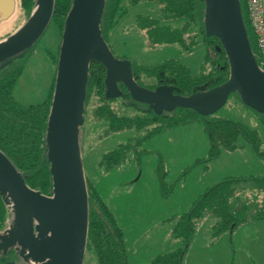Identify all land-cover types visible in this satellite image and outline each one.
Segmentation results:
<instances>
[{"label": "rangeland", "instance_id": "rangeland-1", "mask_svg": "<svg viewBox=\"0 0 264 264\" xmlns=\"http://www.w3.org/2000/svg\"><path fill=\"white\" fill-rule=\"evenodd\" d=\"M18 1L13 14L0 22V39L21 26L27 17ZM126 19H121L106 37L116 56L128 57L134 64H157L175 58L189 65L193 74L212 67L206 56V41L202 40L192 51L184 50L178 43L152 45L136 27L126 25ZM61 38V28L50 21L27 51L24 68L13 88V94L22 103H39L52 95ZM141 78L145 82L156 80L146 73ZM97 100L93 91L86 122L81 127L84 172L90 189L92 184L107 201L122 228L130 264H154L161 254L172 252L180 258L173 261L176 264H264V216L240 224L232 235L221 234L217 233L218 228L213 231L209 225L214 218L210 214L201 217V204L197 205L206 186L226 178L264 175V159L247 142L243 150L239 149L241 152L222 150L211 160H204L209 158L211 149L208 119L228 118L245 127L259 126L264 149V127L257 110L237 93H231L214 113L206 116L198 113L190 120L186 117L191 114L176 108L156 121L155 126L162 124V129L150 137H146L144 130L136 149L130 150L123 144L119 161L109 163L103 162L104 152L118 149L127 133L123 129L100 138V133L106 130L105 125L99 128L92 113ZM122 101L116 99L113 105L121 114L134 115L131 109H124ZM153 125L148 129L155 128ZM195 206L196 212L189 215ZM223 218L216 214L222 225ZM13 219L12 210L5 227ZM27 261L41 264L31 258ZM84 263L98 264V260L89 254Z\"/></svg>", "mask_w": 264, "mask_h": 264}, {"label": "water", "instance_id": "water-1", "mask_svg": "<svg viewBox=\"0 0 264 264\" xmlns=\"http://www.w3.org/2000/svg\"><path fill=\"white\" fill-rule=\"evenodd\" d=\"M205 29L220 39L230 65L229 77L214 86L208 82L189 94L160 83L154 88L137 81L133 61L114 54L103 34L101 21L106 0H73L60 44L57 75L50 108L47 143L53 175V193L31 187L22 171L0 149V192L14 219L0 231V249L14 246L27 259L41 264H84L89 229V191L80 145L85 101L92 60L107 69V97L123 94L122 82L132 97L157 113L190 107L202 115L222 107L231 93L264 112V69L249 37L241 0H204ZM55 0H36L21 26L0 39V63L26 54L50 23ZM17 0H0V22L8 19ZM7 218V219H8Z\"/></svg>", "mask_w": 264, "mask_h": 264}, {"label": "trees", "instance_id": "trees-1", "mask_svg": "<svg viewBox=\"0 0 264 264\" xmlns=\"http://www.w3.org/2000/svg\"><path fill=\"white\" fill-rule=\"evenodd\" d=\"M19 1L22 9L27 13L26 16L29 17L35 7L36 0ZM241 2L251 44L254 51L257 52L245 0H241ZM72 3L73 0H55L51 21L61 28V36ZM205 12L206 2L204 0H106L101 27L106 38L109 31L116 27L121 19L127 17L126 25L136 27L152 45L178 43L184 50L192 51L202 40L206 41V56L212 62V67L199 74H193L189 65L175 58H168L157 64H134L133 62L134 76L139 83L148 87H155L160 83H170L177 86V91L189 94L199 90L205 82H208V87H211L225 81L230 75L227 53L223 47L222 49L217 47V44L222 46L220 39L206 33ZM195 28L198 29L197 33ZM26 54H17L11 57L10 62L5 65L0 63V149L22 171L26 182L31 187L45 194H52L53 175L51 162L47 155V126L53 93L42 102L30 104L22 103L13 94L14 85L25 65ZM142 73H146L147 76L156 80L145 82L141 78ZM106 75V66L98 60H92L85 101V121L82 126L85 125L89 102L93 91H95L98 100L92 113L99 128H104L105 125L106 130L100 133L101 139L108 132H118L134 127L145 128L150 124L155 126L161 115L165 116L170 113L165 111L162 114H157L148 103L132 97L122 82L120 85L124 90L123 94L107 97L105 94ZM119 98L123 100L124 109H131L135 112L134 115L121 114L116 109L113 102ZM178 108L191 114L186 117L189 120L199 113L190 107ZM259 114L261 126L264 127V112H259ZM182 116L185 117V115ZM206 127L211 140V149L209 158L204 160L212 159L224 149L245 146V142L250 143L256 153L264 159V149L261 148L263 140L259 126L245 127L228 118H217L208 119ZM162 128V124L156 125L155 128L151 127L146 137ZM123 143L124 141L118 143V149L104 152L103 162H118L120 150L124 147ZM88 191L89 229L84 260L89 254H93L97 257L98 264H130L123 231L112 209L92 184L91 189L88 186ZM200 204L201 217L210 214V217L214 218L209 222L213 231L218 228L217 233L232 235L240 224L264 216V175L240 176L218 181L207 187L201 194V200L197 201V205ZM196 206L188 213L189 215L196 212ZM207 207H210V210ZM224 208L226 210L222 215ZM8 213L9 207L6 198L0 192V228L6 226ZM216 214L221 219L222 216H225L223 225L216 219ZM176 256L175 252L161 254L154 264L158 262L159 264H176L173 261L180 259ZM0 264L27 263L12 246L8 250L0 249Z\"/></svg>", "mask_w": 264, "mask_h": 264}, {"label": "built area", "instance_id": "built-area-1", "mask_svg": "<svg viewBox=\"0 0 264 264\" xmlns=\"http://www.w3.org/2000/svg\"><path fill=\"white\" fill-rule=\"evenodd\" d=\"M246 12L257 46V59L264 69V0H245Z\"/></svg>", "mask_w": 264, "mask_h": 264}, {"label": "flooded vegetation", "instance_id": "flooded-vegetation-1", "mask_svg": "<svg viewBox=\"0 0 264 264\" xmlns=\"http://www.w3.org/2000/svg\"><path fill=\"white\" fill-rule=\"evenodd\" d=\"M151 88H154V87H151ZM147 129H148V127H145V128H138V127L125 128L124 132L127 133V136L125 138H127V139L124 141L123 144L129 146L130 150L136 149L138 147V145H140L141 133L144 132V130H145L144 134L148 135V133L150 132V130L149 129L147 130ZM131 131H132V133L130 134Z\"/></svg>", "mask_w": 264, "mask_h": 264}, {"label": "crops", "instance_id": "crops-1", "mask_svg": "<svg viewBox=\"0 0 264 264\" xmlns=\"http://www.w3.org/2000/svg\"><path fill=\"white\" fill-rule=\"evenodd\" d=\"M1 22H3V21H1ZM139 31V30H138ZM146 40V39H145ZM146 42H147V40H146ZM242 148H245L244 146H241V147H237V148H235V149H224L226 152H228V151H235V150H237L238 152H241L243 149ZM239 149H242V150H239ZM209 160H211V159H209ZM210 186V185H209ZM209 186H206V187H209ZM205 187V188H206ZM204 188V189H205ZM204 189H203V191H204Z\"/></svg>", "mask_w": 264, "mask_h": 264}]
</instances>
